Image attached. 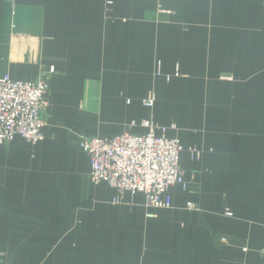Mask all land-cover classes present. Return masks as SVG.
<instances>
[{"label":"crops","instance_id":"obj_1","mask_svg":"<svg viewBox=\"0 0 264 264\" xmlns=\"http://www.w3.org/2000/svg\"><path fill=\"white\" fill-rule=\"evenodd\" d=\"M51 66L44 139L0 145V264H264V0H0V77ZM144 119L184 145L170 208L80 147Z\"/></svg>","mask_w":264,"mask_h":264},{"label":"built area","instance_id":"obj_2","mask_svg":"<svg viewBox=\"0 0 264 264\" xmlns=\"http://www.w3.org/2000/svg\"><path fill=\"white\" fill-rule=\"evenodd\" d=\"M54 73L55 67L51 66L34 81L18 80L10 75L0 77V145L11 142L15 136L33 143L44 139V112L50 90L48 75ZM155 102L153 93L143 100L148 107H153ZM132 124L140 125L145 132L81 139L80 147L90 157L91 180L106 182L116 189L115 202H121L126 193H144L147 206L170 208L171 188L188 186L180 168L184 145L179 138L168 136L166 127L152 119ZM189 151L193 158H200L198 147H190ZM188 207L193 208L194 204L189 203ZM227 214L233 213L227 211Z\"/></svg>","mask_w":264,"mask_h":264},{"label":"rangeland","instance_id":"obj_3","mask_svg":"<svg viewBox=\"0 0 264 264\" xmlns=\"http://www.w3.org/2000/svg\"><path fill=\"white\" fill-rule=\"evenodd\" d=\"M168 12H171V11H168ZM161 63L158 64V68H157V74L161 75L162 74V69H161ZM45 119V117H44ZM153 120V119H152ZM46 121V120H45ZM154 121V120H153ZM155 122V121H154ZM175 138V137H174ZM81 142V141H80ZM193 147V146H192ZM197 147V146H196ZM91 178V177H90ZM226 214H227V211H226ZM228 215V214H227ZM233 215V214H232ZM263 255H264V251H263Z\"/></svg>","mask_w":264,"mask_h":264}]
</instances>
